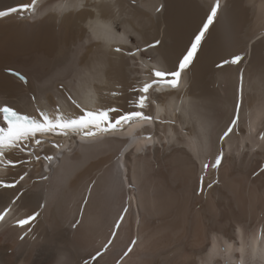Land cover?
<instances>
[{
  "label": "bare ground",
  "instance_id": "1",
  "mask_svg": "<svg viewBox=\"0 0 264 264\" xmlns=\"http://www.w3.org/2000/svg\"><path fill=\"white\" fill-rule=\"evenodd\" d=\"M71 1L67 10L48 11L44 5L24 19L17 14L0 18V69L15 67L31 79V87L22 86L0 71V98L23 112L38 103L49 111L59 107L65 115L79 113L72 100L85 109H128L129 89L149 77L148 68L163 65L155 54L133 62L115 49L127 52L156 37L166 49L178 51L210 2L168 0L167 11L157 14L161 0H82V8L81 0ZM20 2L29 0H0V10ZM225 3L205 53L179 89L161 88L149 103L146 114L155 127L151 140L141 142L127 125L83 140L78 133L47 137L59 145L51 153L52 171H41L42 159L23 165L30 173L29 191L24 207L16 205L25 214L41 215L23 240L19 237L27 229L0 231V264H76L107 242L125 206L114 244L99 264H264V174L259 173L264 163V0H221ZM94 9L127 27L130 44L126 32L112 39L96 31L91 35ZM223 47L242 51L243 62L216 70L213 60ZM114 91L121 95L114 97ZM238 98V124L221 142L219 136L237 114ZM129 137L135 140L125 155L124 174L117 160L121 139ZM51 146L37 153L47 155ZM220 151V168L208 170L204 191L197 194L202 163L214 162ZM19 172L21 167L10 168L8 159L0 166V177ZM10 200V191H0V209ZM81 219L78 228L71 227ZM133 239L136 244L124 257Z\"/></svg>",
  "mask_w": 264,
  "mask_h": 264
},
{
  "label": "snow or ice",
  "instance_id": "2",
  "mask_svg": "<svg viewBox=\"0 0 264 264\" xmlns=\"http://www.w3.org/2000/svg\"><path fill=\"white\" fill-rule=\"evenodd\" d=\"M168 0H161L160 6L155 9L157 14H163L167 11ZM37 6V0H29V2H20L14 6L6 7L0 10V18H7L10 15L17 14L21 19L25 18V13L34 10ZM64 7V6H61ZM83 7V2L78 5ZM227 9V3L221 4V0H210L204 4L200 11L199 22L189 32L188 40L184 46L178 51H170L165 48V43L162 38L153 37L151 42L145 41L143 47L139 44L135 45L131 50L125 52L123 48L117 47L116 53L126 55L136 61L137 57L145 54H155L160 57L162 67L148 68L149 77L143 81H137L129 91L132 93L133 99L129 100L130 107L124 109L119 106H99L96 109H85L75 100L72 103L79 109V113L65 115L59 107L49 111L41 107L38 103L34 104L32 112L25 113L18 109L15 104L8 99L0 98V159H8L9 167H21V172L9 177H0V191H10L12 194V204L24 207L23 200L28 195L29 186L27 178L30 173L23 170V165L39 162L41 159L51 161V155H43L37 153L39 149L43 152L42 145L51 143L52 147H59L55 141L42 139L54 134L57 137L67 136L69 133H79L81 139L95 137L97 133H116L123 130V126L131 122H146L151 124L153 117L146 114V109L151 102L154 94L161 88L168 90H177L180 87L181 79L184 75L190 73L195 67L196 62L201 55L205 53V45L209 39L213 37V30L216 24L220 21ZM217 59L213 60L216 70H223L225 67L233 65L239 66L244 60V53L240 50H229L226 47L217 49ZM153 56L149 55V59ZM3 73L15 78L22 86L31 87V79L27 72L15 67H4L0 69ZM242 80V75H241ZM112 95L119 96L120 92L114 91ZM71 100V97H69ZM31 100L35 101L36 97L32 96ZM241 102L238 98L235 103L236 115L226 124L219 140L223 142L234 131L239 120V111ZM151 140V136L148 137ZM14 153H20L21 156H15ZM23 157H27L24 159ZM224 158L223 151L215 156L214 162L202 163L201 173L198 178L197 194L204 191L205 174L211 168L218 170ZM50 165H46L49 167ZM259 173L264 174V163L259 165ZM254 175L257 173H253ZM18 177V178H17ZM218 181H212L207 184V188L211 189ZM92 186L89 185V195L84 196V204L90 200ZM44 205H38L43 207ZM81 215L83 214V206L81 207ZM127 206L120 212L119 218L115 220L114 227L111 230L106 243H102L99 249H94L87 253L86 257H81L76 261V264H99V259L107 253L109 247L114 244L115 238L118 235V230L122 225ZM9 212V207H5L0 211V220ZM39 211H31L30 214H25L22 218L16 220V226L27 229V232H22L20 239L23 240L34 229L33 223L39 218ZM82 223L81 220H75L72 228H78ZM136 240L133 239L128 246L127 251L123 253L126 257L132 251ZM123 257H121V260ZM57 264H68L67 261L60 260ZM116 264H121L117 261Z\"/></svg>",
  "mask_w": 264,
  "mask_h": 264
}]
</instances>
